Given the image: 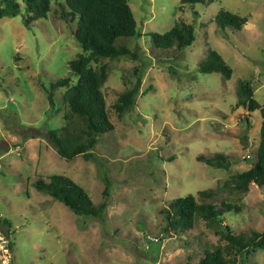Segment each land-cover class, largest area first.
Listing matches in <instances>:
<instances>
[{
  "label": "rangeland",
  "instance_id": "obj_1",
  "mask_svg": "<svg viewBox=\"0 0 264 264\" xmlns=\"http://www.w3.org/2000/svg\"><path fill=\"white\" fill-rule=\"evenodd\" d=\"M15 1L21 10L25 0ZM128 4L139 37L127 43L138 58L110 63L103 93L113 130L100 136L88 159L59 158L46 135L63 124L66 88L55 91L52 107L46 91L65 78L76 82L67 64L82 52L73 34L77 18L63 19L67 7L53 0L47 17L28 27L20 15L0 20V232L11 242V264H198L206 251L226 244L211 221L171 230L165 209L221 187L256 162L260 113L237 107L236 91L246 82L264 103V0ZM220 10L244 17L242 29L217 26ZM180 22L194 27V42L180 52L155 49L150 35ZM209 51L224 60L229 79L199 72ZM137 78L135 103L118 117L113 105ZM215 154L233 160L228 170L197 161ZM53 175L83 188L95 206L104 204L101 216H76L35 189ZM213 200L216 207L226 200L241 208L221 223L234 235L264 233V186L250 184L240 196L219 191ZM238 262L264 264V249Z\"/></svg>",
  "mask_w": 264,
  "mask_h": 264
},
{
  "label": "trees",
  "instance_id": "obj_2",
  "mask_svg": "<svg viewBox=\"0 0 264 264\" xmlns=\"http://www.w3.org/2000/svg\"><path fill=\"white\" fill-rule=\"evenodd\" d=\"M52 1L25 0L20 10L15 0H0V20L20 15L23 24L28 27L31 22L47 17ZM60 1L68 9V13H61V17L78 20L73 34L82 52L67 64L69 72L76 78L75 84L70 85L69 79L65 78L51 83L46 91L47 101L52 107L55 91L66 88L62 94L63 124L57 129L49 130L46 135L59 158L65 161L76 157L88 159L100 136L113 130L103 93L112 69L110 63L120 59L136 60L137 54L127 42L139 35L129 0ZM180 3L208 5L212 0H180ZM214 22L222 29L240 31L246 19L220 10ZM150 39L155 49H175L180 52L194 42V27L180 22L163 34H151ZM198 69L202 74L219 73L225 80L231 77V70L215 51H209ZM140 84L141 79L137 78L131 89L118 95L113 105L118 117L134 105ZM236 95L237 107H243L249 113H260L256 162L248 170L231 175L221 187L198 192L197 198L188 195L175 199L165 209L167 226L171 230L187 232L193 228L196 219L211 221L219 226L216 235L226 244L217 246L213 251H206L198 264H241L238 261L244 254L264 249V233L250 231L249 234L234 235L229 226L221 225L224 214L240 212L241 208L236 202L222 200L216 207L214 200L212 201L219 191L240 196L248 191L250 184L264 186V103L259 105L253 99L252 90L246 82L238 84ZM197 161L223 170H228L233 163V160L223 154L199 156ZM34 187L63 204L76 216L98 218L104 209V204L95 206L83 188L64 176L53 175L46 183L36 181ZM3 222L8 224L5 220Z\"/></svg>",
  "mask_w": 264,
  "mask_h": 264
},
{
  "label": "built area",
  "instance_id": "obj_3",
  "mask_svg": "<svg viewBox=\"0 0 264 264\" xmlns=\"http://www.w3.org/2000/svg\"><path fill=\"white\" fill-rule=\"evenodd\" d=\"M0 264H11V242L0 232Z\"/></svg>",
  "mask_w": 264,
  "mask_h": 264
}]
</instances>
